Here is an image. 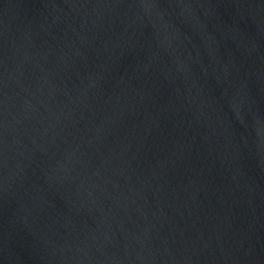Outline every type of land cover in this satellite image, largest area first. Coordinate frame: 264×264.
Instances as JSON below:
<instances>
[{"label": "water", "instance_id": "1", "mask_svg": "<svg viewBox=\"0 0 264 264\" xmlns=\"http://www.w3.org/2000/svg\"><path fill=\"white\" fill-rule=\"evenodd\" d=\"M0 264H264V0H0Z\"/></svg>", "mask_w": 264, "mask_h": 264}]
</instances>
